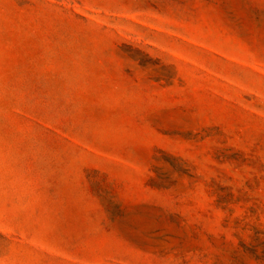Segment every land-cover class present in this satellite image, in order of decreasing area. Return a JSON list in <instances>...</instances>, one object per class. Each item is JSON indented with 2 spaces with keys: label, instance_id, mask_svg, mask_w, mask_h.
Listing matches in <instances>:
<instances>
[{
  "label": "rangeland",
  "instance_id": "1",
  "mask_svg": "<svg viewBox=\"0 0 264 264\" xmlns=\"http://www.w3.org/2000/svg\"><path fill=\"white\" fill-rule=\"evenodd\" d=\"M0 264H264V0H0Z\"/></svg>",
  "mask_w": 264,
  "mask_h": 264
}]
</instances>
